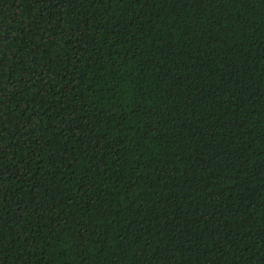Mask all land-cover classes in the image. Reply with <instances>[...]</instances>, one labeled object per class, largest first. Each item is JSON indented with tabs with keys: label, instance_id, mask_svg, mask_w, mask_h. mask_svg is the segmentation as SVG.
<instances>
[{
	"label": "trees",
	"instance_id": "16d2710c",
	"mask_svg": "<svg viewBox=\"0 0 264 264\" xmlns=\"http://www.w3.org/2000/svg\"><path fill=\"white\" fill-rule=\"evenodd\" d=\"M0 264H264V0H0Z\"/></svg>",
	"mask_w": 264,
	"mask_h": 264
}]
</instances>
